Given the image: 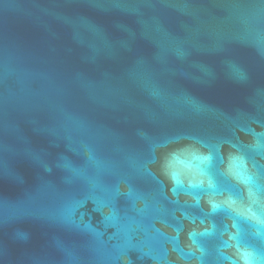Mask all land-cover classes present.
<instances>
[{"label":"water","instance_id":"95a60500","mask_svg":"<svg viewBox=\"0 0 264 264\" xmlns=\"http://www.w3.org/2000/svg\"><path fill=\"white\" fill-rule=\"evenodd\" d=\"M0 264H264V0H0Z\"/></svg>","mask_w":264,"mask_h":264},{"label":"snow or ice","instance_id":"6c2138e0","mask_svg":"<svg viewBox=\"0 0 264 264\" xmlns=\"http://www.w3.org/2000/svg\"><path fill=\"white\" fill-rule=\"evenodd\" d=\"M213 207L215 208V205Z\"/></svg>","mask_w":264,"mask_h":264}]
</instances>
